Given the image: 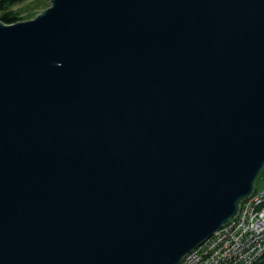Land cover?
Returning <instances> with one entry per match:
<instances>
[{"label":"water","instance_id":"1","mask_svg":"<svg viewBox=\"0 0 264 264\" xmlns=\"http://www.w3.org/2000/svg\"><path fill=\"white\" fill-rule=\"evenodd\" d=\"M0 21V264H177L264 170V0H49Z\"/></svg>","mask_w":264,"mask_h":264},{"label":"built area","instance_id":"2","mask_svg":"<svg viewBox=\"0 0 264 264\" xmlns=\"http://www.w3.org/2000/svg\"><path fill=\"white\" fill-rule=\"evenodd\" d=\"M263 255L264 185L241 201L234 219L177 264H254Z\"/></svg>","mask_w":264,"mask_h":264},{"label":"trees","instance_id":"3","mask_svg":"<svg viewBox=\"0 0 264 264\" xmlns=\"http://www.w3.org/2000/svg\"><path fill=\"white\" fill-rule=\"evenodd\" d=\"M26 1L28 0H0V21L5 24H12L20 20L21 21L28 20V19L35 17L40 11L44 10L46 7L50 6V4L45 5L44 3V5L41 7L40 2H39L36 6H32L29 9H27L26 10L27 13L25 15H22L21 11L13 10L14 6L18 4L20 5L21 3L26 2ZM36 10H39V11H36ZM261 174H259L260 176H258L257 180H259V178L264 179V177ZM254 190L256 191L257 188H254ZM254 264H264V255L261 258H259V260L255 262Z\"/></svg>","mask_w":264,"mask_h":264},{"label":"rangeland","instance_id":"4","mask_svg":"<svg viewBox=\"0 0 264 264\" xmlns=\"http://www.w3.org/2000/svg\"><path fill=\"white\" fill-rule=\"evenodd\" d=\"M40 2L41 7L46 4H50L49 0H28L26 2L21 3L20 5H16L13 7L14 11H21L22 15H25L27 12L26 10L29 9L32 6H36L38 3ZM43 3V4H42ZM40 10V9H39ZM36 10V11H39ZM35 11V10H34ZM262 185H264V179L259 178V180H257L256 184L254 185L255 188H260ZM246 199V198H245ZM243 201V200H242Z\"/></svg>","mask_w":264,"mask_h":264},{"label":"bare ground","instance_id":"5","mask_svg":"<svg viewBox=\"0 0 264 264\" xmlns=\"http://www.w3.org/2000/svg\"><path fill=\"white\" fill-rule=\"evenodd\" d=\"M244 200V199H243Z\"/></svg>","mask_w":264,"mask_h":264}]
</instances>
